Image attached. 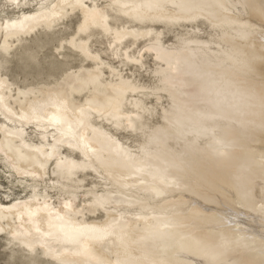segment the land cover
Returning <instances> with one entry per match:
<instances>
[{"label":"bare ground","instance_id":"6f19581e","mask_svg":"<svg viewBox=\"0 0 264 264\" xmlns=\"http://www.w3.org/2000/svg\"><path fill=\"white\" fill-rule=\"evenodd\" d=\"M6 1L0 168L21 191L0 198L5 245L31 250L32 264H264V0H121L104 15L76 0ZM74 18L91 34L77 40L80 68L65 56L66 74L20 82L10 64L56 58ZM161 26L184 31L167 44ZM148 52L169 103L151 128L155 96L124 70ZM205 71L223 74L219 97L193 85Z\"/></svg>","mask_w":264,"mask_h":264},{"label":"rangeland","instance_id":"374dc122","mask_svg":"<svg viewBox=\"0 0 264 264\" xmlns=\"http://www.w3.org/2000/svg\"><path fill=\"white\" fill-rule=\"evenodd\" d=\"M2 3L6 4L7 1L6 0L5 1L0 0V7H1ZM7 5H9V4H7ZM76 22H77V19L74 18L72 20V23L70 24V29L64 33L65 36L68 35L69 33H72V31L74 30V27L76 26L75 25ZM180 29L181 28H178V29L174 28L173 30L175 32H172V33H169L167 30L165 37H164L165 38L164 41L165 42L167 41V44L176 43L177 42L176 36H177V34H179L178 32L184 31V30H182V29L180 30ZM207 31L210 32L209 30H207ZM203 37H205V35H203ZM56 38L57 37H55L54 40H56ZM139 46L140 47L143 46V42H140ZM45 54L48 55L49 52L47 50H45L44 53H41L40 58H39L40 64L33 63L30 61V62H28V67H25V64L23 61H20L19 59H15L14 62L12 64H10V69L13 70L11 72L12 73L14 72L13 74L18 75V79L20 80V82L27 79V81H29L28 84H34L38 81L45 80L48 72H50L54 76H59L60 70L64 69L66 66L62 67L61 64H59L57 62L55 57H52V58H49L46 60L44 58ZM150 54L151 53L148 52V56H147V54L145 56V57H147L145 59V62H146L145 67H141L137 64L136 65H129L127 68L124 69L125 73H128V71H129V73H128L129 75H131V74L135 75L134 78L138 79L140 81V83L145 84V85L148 84L149 81H151L152 83H155V84H159L158 78L154 73V70L156 68H158L157 61L154 60L152 54L151 55ZM77 61L78 60H76L74 58L68 59L69 67H72V65H74L76 63H80V61H78V62ZM50 64H52V66ZM26 76H27V78H26ZM154 100H155L154 97H149L147 99V103L149 104L148 107L151 109V111L146 116L145 123L150 128L155 127V126L163 123V119L161 117L162 108H163V105L169 104L168 100H165L161 104V107L157 110V108L155 107V104L153 103ZM120 136L122 139H124V141L128 142V144H130L132 146H137L138 143L142 140L141 135H132L131 136V135H127V134L126 135L122 134ZM2 173H4V169L2 170L0 168V198L1 199L4 198V193L2 195V192H4V191L7 192L10 189H12L14 192L19 193L21 191V188H19L17 186V184L14 185L13 183H11V181L7 179L6 175H4L5 173L4 174H2ZM89 182L91 183L92 181L90 180ZM18 259H24V253H21V252L13 253L10 250V248L5 245V242L2 241V238H0V264H13V262L18 260ZM37 264H51V263H47V260L42 258V259L37 260Z\"/></svg>","mask_w":264,"mask_h":264},{"label":"snow or ice","instance_id":"6c2138e0","mask_svg":"<svg viewBox=\"0 0 264 264\" xmlns=\"http://www.w3.org/2000/svg\"><path fill=\"white\" fill-rule=\"evenodd\" d=\"M19 2L20 0H12V3L17 6L19 5ZM42 6L43 5H41V7ZM71 6L79 7V8H86V9H89L93 13L99 11L101 15L108 13L109 9H112L115 12H119L122 7H126V5L121 3V0H76V3L72 4ZM33 12H35V9L33 10ZM118 18H119L118 16H113V19L115 20H119ZM197 24L198 23L196 22L192 23L193 26H196ZM115 26L120 27V23H117ZM262 26H264V24H262ZM161 30L164 31L166 34L167 29L161 26ZM82 33H84V25L80 24L79 31H77V29H74L73 33L71 34V39H69V37L62 38V40L66 42L63 45V47L61 46V41H58L54 48L55 50H57L55 51V55H56V60L59 64L63 63V58L65 56H71L72 58L80 61V63H76L72 65V69L74 71L80 68L81 63L86 58L85 52L80 47H78L77 40L79 39L81 41H88L91 35V34L82 35ZM202 38L207 39V36L202 37ZM165 43H167V41ZM129 47H131V45H129ZM89 67H92V65H89ZM67 72H68V69L66 68L60 70L61 74H66ZM223 81H224V76L222 73H214L211 71H205L203 73L196 74V80L193 81V85L196 86L200 90L201 94L219 97L220 93L217 90L216 85ZM164 83L167 84L168 81L165 80ZM145 87L147 88L150 94L155 96V100L153 101V103L155 104V107L158 110L161 107V104L163 103V101L168 100L167 96H161V93H163L166 89L161 88L158 84L152 83L151 81H149V83L146 84ZM220 103L221 101L219 100L213 101L214 106H217V107L219 106ZM163 106L166 108L169 107V105H163ZM205 112L206 114H210L209 110H205ZM164 118L165 120H170V117H168L167 114H165ZM53 120L55 123H59V120L56 119L55 117H53ZM171 123L177 126L179 124L178 121H171ZM170 131L171 129L169 128L168 123H165L161 125L160 129H158V134L160 135V138L163 139L164 135L166 133H169ZM69 147H71V145H69ZM216 150L217 152L221 151L220 148H217ZM62 163H64L63 160H61L60 162L53 161L52 167L54 169L59 168ZM70 163L72 164L73 167H75V164H76L75 158L72 159ZM70 173H71V168L67 170L66 174H70ZM49 175L55 176L57 175V173L55 171H49ZM85 191L87 192V190ZM64 207L67 208L69 207V205L65 204ZM161 223L164 226H167L166 221H161ZM29 253H32V251L27 249V251L24 254V259H18L14 261L13 264H32L31 259L28 255ZM37 255L44 256L45 254L37 253Z\"/></svg>","mask_w":264,"mask_h":264}]
</instances>
